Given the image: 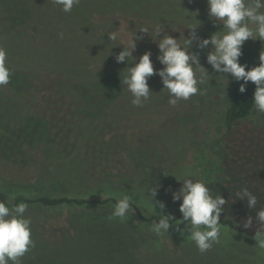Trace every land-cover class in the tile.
Instances as JSON below:
<instances>
[{"label": "trees", "instance_id": "1", "mask_svg": "<svg viewBox=\"0 0 264 264\" xmlns=\"http://www.w3.org/2000/svg\"><path fill=\"white\" fill-rule=\"evenodd\" d=\"M25 1L28 16L16 26L6 22L0 12V48L7 53L6 63L12 71L26 73L29 80L27 89L0 87V109L12 107L9 114L17 112L21 115L20 120L10 119L7 113L0 115V201H7L9 207L26 202L25 215L31 218L34 247L20 259V264H75L79 262L77 257L84 260V264H196L192 258L168 259V256L174 258L176 253H189L188 249L191 251L190 246L194 243L188 236L187 222L179 226L183 232L174 224L168 234L158 235L151 230L150 226L160 218L158 212L161 209L158 206L153 208L148 195L151 187L159 186L152 203L155 205L156 200L165 202V214L181 219L179 203L182 201L172 200V192L178 191L182 185L176 177L194 179L195 176L204 177V172L185 165L182 154L175 156L164 146V150L158 152L160 168L150 176H144L121 156L123 152L129 153V141L122 135L104 138L103 133L107 130L104 116L87 119L77 116L75 122L67 121L64 116L72 103L71 97L79 99L81 96L80 89L76 90L78 85L93 88L99 76L114 71L119 48L113 46L110 53L109 49L118 42L109 41L107 32L112 31L116 23L121 21L131 34L135 31L140 34L138 28L145 26L157 40L159 38L154 33L159 28L162 31L160 38L168 34L181 42L189 36L186 27L197 25L196 36L207 38L222 29L221 24L209 18L207 0H195L191 6L186 5L191 9L194 3H198L194 10L179 12L173 6L175 3L181 8V0H80L70 13L63 12L52 0ZM150 35L143 34V39L137 41L133 55L138 60L144 52L150 51L153 66L159 69L163 67L157 59L159 49ZM197 42L193 40L190 51L200 53V64L209 73L199 89L211 98L210 102L218 113L219 126L223 129L219 156L214 148L209 151L211 168L208 171L212 174L232 164L241 177L240 168L243 167L247 175L260 180L264 189V160L245 157L256 144H244V149L234 137L236 128L255 114H260L259 120L264 123V114L253 108L256 85L249 82L246 91L241 93L239 84L242 81H235L231 74L215 72L204 59L212 46L201 50L197 48ZM242 51L240 63L247 65L246 70L255 67L260 62L261 51H264V41L250 38ZM108 61L112 63L108 64ZM219 78H225L227 82L217 91ZM158 83H162L158 75L148 80L151 96L162 92L169 96L163 84L158 87ZM120 88V96H130L126 85ZM216 93L217 102L214 99ZM97 94L99 91L95 90L88 93L92 99H98ZM101 104L108 106V110L115 107V103H110L107 98ZM148 105L146 102L143 107ZM37 117L47 120L51 132L49 143L42 142L34 131ZM259 127L264 132V127ZM81 128L86 136H94L95 140L103 142V138L107 139L106 147L110 152L102 162L95 163L93 146L82 143ZM257 140L255 138L252 142ZM68 141L71 144L67 145ZM91 143L94 144L93 140ZM52 183L61 185L62 190L55 192L50 188L34 196L36 189ZM125 194L133 201L129 215L123 220L112 217L117 198ZM257 196L259 207L264 204V194ZM227 200V205L233 206L234 211L221 214L222 232L217 243L220 254L230 256L225 261L228 264H264V250L255 246L256 227L243 228L239 216L240 212H246L254 218L255 210L248 209L247 205L241 206L234 197ZM63 213L65 215L61 216ZM72 217L77 218L76 226L71 223ZM237 223L241 226L237 227ZM46 229L56 238L52 235L50 239ZM79 234L86 239L79 240ZM84 245L89 246L84 250ZM75 248L79 252L76 259ZM67 255L73 262L64 259Z\"/></svg>", "mask_w": 264, "mask_h": 264}, {"label": "clouds", "instance_id": "2", "mask_svg": "<svg viewBox=\"0 0 264 264\" xmlns=\"http://www.w3.org/2000/svg\"><path fill=\"white\" fill-rule=\"evenodd\" d=\"M63 12L70 13L80 0H52ZM208 16L214 22L222 25V29L207 38H199L195 34L196 26L186 27L189 29V36L181 42L171 35H163L157 28L155 39L149 34V29L145 26L139 27V33L135 31L124 43L119 34V28L107 32L109 41H119L113 43L110 50L115 45H123L122 50L115 56L117 63L131 64L126 67L127 74L121 81L127 86L133 99L132 104L140 107L147 102L152 91L148 80L153 75L161 78L163 89H167L169 94L168 103L176 106L181 100H188L190 97L200 92L199 85L208 79L209 73L200 64V53L190 51L193 40L197 42L198 49H205L211 45L207 52L206 60L215 72L231 74L232 78L242 83L239 84L241 93L246 91V85L252 82L256 85L252 102L255 112L264 114V51L259 55V64L246 70L247 65L240 63L243 54V45L250 38H259L264 41V0H207ZM143 34L151 36L157 44L159 54L157 59L163 65L162 68L155 69L151 60V52H144L139 59L133 55L137 47V41L143 39ZM62 38V34H61ZM7 53L0 48V87L6 86L10 82L12 70L6 63ZM198 73V74H197ZM176 177V176H175ZM182 185L178 191L172 192V200L182 201L179 203L181 219H176L171 214H165L166 203L153 199L158 195V187H149L151 205L155 209L158 206L161 211L158 222H154L150 228L156 234H168L171 226L180 230V224L186 223L188 236L203 254L212 249L214 244L220 242L222 232L221 213L224 206L229 203L220 193L213 195L208 182L205 179L184 178L178 179ZM246 200L247 208L255 210V217L248 216L242 221V227L247 229L253 226L255 220L256 231L254 239L256 248L264 250V204L257 207L259 200L257 194L247 187L236 191L235 199ZM132 197L125 194L117 198L112 217L123 220L129 215L132 206ZM28 204L24 201L12 204L9 207L7 201H0V264H20V259L34 247L31 238V218L25 213ZM177 221L172 223V221ZM237 227L241 226L239 223ZM234 231L236 228L234 227Z\"/></svg>", "mask_w": 264, "mask_h": 264}, {"label": "rangeland", "instance_id": "3", "mask_svg": "<svg viewBox=\"0 0 264 264\" xmlns=\"http://www.w3.org/2000/svg\"><path fill=\"white\" fill-rule=\"evenodd\" d=\"M181 1L183 2V6L181 8L175 6L176 4L174 3L173 8L177 12L191 9L194 10L198 4L194 3L190 9L186 5L189 4V6H191L190 4L195 0ZM204 5H206V2H204ZM0 12L3 19L12 26H16L17 24L23 22L28 16L25 0H0ZM118 28L121 39H123L124 43L127 44L128 38L132 34L126 29L125 25L121 21L116 23L112 31ZM201 31H203V29H201ZM118 48L120 52L123 45H118ZM204 59H206V57H204ZM107 63L110 64L112 61H108ZM115 65L116 66L113 67L114 71L111 70L96 79L94 85L92 86L93 88H83L80 85L77 86L76 90L80 89L79 92L81 96L79 99L71 97L72 99L70 101L72 103H70L68 108H66L67 114L64 116L67 121L75 122L77 116H82L86 119L95 118L99 115L104 116V123L107 126V130L103 133L104 138L122 135L126 141H129V153L126 154L123 152L121 156L125 158V161L134 164L144 176H150L153 172L158 171L160 168L158 152L159 150H164L165 146L175 156L182 154L181 156L185 165H192L198 170L201 169L204 172V177L195 176L193 180L205 179L208 182V186L210 187L213 195L215 192H220L226 200L231 197L235 198L236 191L243 187L249 188L257 195L264 194V189L260 184V180L258 181L252 175H247V171L243 167L240 168L241 177L237 174L236 168L232 164L226 166V169H217L214 172L215 174L209 173L208 169L211 167L209 166L208 154L211 148H214L216 155L219 153V145L221 144L220 140L222 137L221 130L223 129L219 126L220 123L218 121V113L210 102L211 98L202 93L203 91L200 90L198 94L190 97L188 100L179 101L176 106L169 105V96L162 92L150 97L147 101V103H149L148 107H143L146 102L140 107H132L133 97L131 93L130 96L128 94L120 96L119 93L121 90L120 87L124 86L121 81H123V78L127 74L128 69L126 67H130L131 64L116 62ZM226 82L227 80L225 78H219L216 83H220L221 85L219 84L218 88L215 89H218L217 91H219L222 88V85L226 84ZM161 85L162 83L157 84L158 87ZM28 86L29 80L26 73L12 71L10 82L5 87L12 90H14V88L22 90L27 89ZM93 90L99 91V95L97 94L98 99L89 98L88 93ZM217 93L214 94L215 102H217L216 100L218 98ZM117 95L119 96V100ZM106 98L110 100V103H115V107L108 110V106H103L101 103ZM155 98L156 100L153 105L152 101ZM73 104L78 106H74ZM10 109L13 110L12 107L0 109V115L7 113L10 119L20 120L21 115H17V112L15 111H13L15 113L9 114ZM261 117L262 116L260 114H255L251 119H248L236 128L237 133L234 137H236L237 141L240 142L239 146H244L245 149L246 147L244 144L249 146L251 143L256 144L254 148H251L248 153L245 154V157L250 160L255 157L261 161L264 160V132L261 131L263 129H258L259 126L264 127V123L259 120ZM107 121L110 122L106 123ZM81 129L82 130L79 131V135L83 136L82 143L85 146H93L95 163L102 162L110 152V150L106 147L107 139L103 138V142H100L93 139L94 136H86V132L83 131V128ZM34 131L42 142L49 143L51 141V132L46 119L37 117L34 122ZM255 138L256 140L258 139V142L254 143L252 141ZM92 140L94 144L91 143ZM69 144H71L70 141H68L67 145ZM97 145H99V147H97ZM72 154L75 155L78 153ZM127 157H129V160ZM254 163L256 164V162H253V164ZM243 173H245V175ZM48 185L49 186H45V188L36 189L33 193L34 196L41 195L50 188H52L55 192L62 190V186L59 184L52 183ZM236 200L240 201L241 206L247 205L246 200H240L238 198H236ZM224 209L225 210L222 213L234 211V207L227 204L224 206ZM64 215L65 213L61 216ZM55 216L60 215L55 214ZM239 216L242 220H244L251 215L246 212H240ZM71 223L73 226H76L77 218L72 217ZM254 228L255 223L253 221V226L247 229ZM46 233L49 235V230L46 229ZM52 235L53 234H50L48 237L50 238ZM53 236L55 237V235ZM77 238L79 240L86 239L82 237L81 234H79ZM85 246L89 245H84L82 247L84 250L86 249ZM190 247L192 250L190 251V249H188L189 253H182L181 255L180 253H176L174 254V258L168 256V259H174L175 261L178 259V261H180L181 257H186L187 259L192 258L193 262H196V264H228L225 261L226 259H229L230 256H225V253L220 254L217 244H214L212 249L203 254L197 250L195 244ZM75 250L76 259L78 256L77 253L79 252L77 248H75ZM65 257L66 258L64 259H69L73 262L69 255ZM77 261L79 262L74 263L84 264V260L80 261L78 257ZM101 263H106V260H103Z\"/></svg>", "mask_w": 264, "mask_h": 264}]
</instances>
